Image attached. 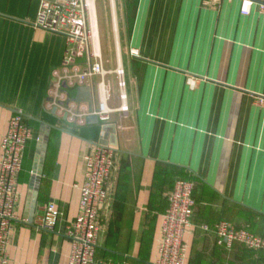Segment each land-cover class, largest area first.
<instances>
[{
    "label": "crops",
    "instance_id": "obj_1",
    "mask_svg": "<svg viewBox=\"0 0 264 264\" xmlns=\"http://www.w3.org/2000/svg\"><path fill=\"white\" fill-rule=\"evenodd\" d=\"M39 6L40 0H0V154L15 115L32 129L9 264H68L66 229L79 212L85 156L101 139L116 142L108 145L116 165L95 264H155L167 194L178 178L195 185L186 264H264L263 254L220 245L202 229L227 220L264 237V6L245 15L242 0H94L114 111L107 123L85 125L45 107L67 39L35 26ZM118 64L127 113L118 110ZM36 188V215L48 202L61 213L52 232L35 227L36 215L30 220Z\"/></svg>",
    "mask_w": 264,
    "mask_h": 264
},
{
    "label": "built area",
    "instance_id": "obj_2",
    "mask_svg": "<svg viewBox=\"0 0 264 264\" xmlns=\"http://www.w3.org/2000/svg\"><path fill=\"white\" fill-rule=\"evenodd\" d=\"M94 0H40L35 26L65 35L67 49L62 65L54 69L45 107L54 110L70 123L87 124V117L95 115L99 122L107 123L114 111L109 102L112 88L105 76L109 73L96 41L93 15ZM264 0H242V13L248 15L252 7ZM133 54L137 51L133 50ZM121 105L119 111L127 113V84L125 69L118 64L114 70ZM99 77V81L95 78ZM90 86L93 105L69 101L77 88ZM259 103L264 106V97ZM32 129L21 113L9 122L2 139L0 154V264H9L8 246L14 222L19 218V177L23 169L24 154ZM86 173L79 185V212L67 226L66 236L71 242L68 264H95L96 251L101 240V208L109 196L108 182L115 169V154L111 146L97 144L85 156ZM194 182L178 178L168 192V206L162 215L158 257L155 264H186L185 234L192 227L196 209ZM61 213L54 203L41 207L35 218V227L41 231L55 230ZM202 229L212 232L220 245L228 248L241 244L256 256L264 255V237L244 227H236L227 220L205 223Z\"/></svg>",
    "mask_w": 264,
    "mask_h": 264
},
{
    "label": "water",
    "instance_id": "obj_3",
    "mask_svg": "<svg viewBox=\"0 0 264 264\" xmlns=\"http://www.w3.org/2000/svg\"><path fill=\"white\" fill-rule=\"evenodd\" d=\"M71 100L76 101V102H87L89 104L90 108H92L93 99H92L91 87L90 86H82V87L77 88L75 96L69 98V101H71ZM87 123L88 124H98L99 123L98 117L95 115H91V116L87 117ZM40 141H41L40 142V148H39L38 152L40 153V155L42 157H44L47 142L45 139H43V136L41 137ZM99 143L102 145H116V142L108 143L105 139H101L99 141ZM37 173L40 176L42 174V168H39L38 172L37 171L35 172V175H34L32 181L35 180ZM37 205H38V189L36 188L34 193H33L32 198H31L30 220H33V218L36 215Z\"/></svg>",
    "mask_w": 264,
    "mask_h": 264
},
{
    "label": "trees",
    "instance_id": "obj_4",
    "mask_svg": "<svg viewBox=\"0 0 264 264\" xmlns=\"http://www.w3.org/2000/svg\"><path fill=\"white\" fill-rule=\"evenodd\" d=\"M183 179H187V178H183ZM177 180V179H176ZM175 183V182H174ZM173 186H174V184H172V186H171V189L173 188Z\"/></svg>",
    "mask_w": 264,
    "mask_h": 264
}]
</instances>
